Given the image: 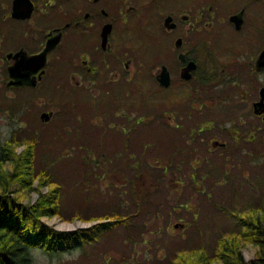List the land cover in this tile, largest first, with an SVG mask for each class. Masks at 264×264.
<instances>
[{"label":"flooded vegetation","instance_id":"af4514ba","mask_svg":"<svg viewBox=\"0 0 264 264\" xmlns=\"http://www.w3.org/2000/svg\"><path fill=\"white\" fill-rule=\"evenodd\" d=\"M193 3L0 0L5 96H19L26 111L31 99L50 95L52 109L40 113L47 122L58 112L56 95H70L61 112L70 123H84L86 147L118 144L120 174L136 176L137 143L154 142V130L171 148L168 166L183 160L176 135L216 158L247 157L252 143L264 144V14L250 17L244 2L227 16L226 28L214 3ZM241 11L236 28L230 16ZM242 30L241 42L230 39Z\"/></svg>","mask_w":264,"mask_h":264},{"label":"rangeland","instance_id":"374dc122","mask_svg":"<svg viewBox=\"0 0 264 264\" xmlns=\"http://www.w3.org/2000/svg\"><path fill=\"white\" fill-rule=\"evenodd\" d=\"M202 1L206 6L214 3L215 15L226 18L218 21L219 25L226 28L227 16L244 2L250 17L261 18L264 14V5L259 6L255 0ZM194 6L195 3L189 5L188 11ZM243 32L229 37L241 42ZM219 33L220 37L226 35ZM12 98L5 96L0 81V145L14 136L19 142L16 151L21 153L25 141L34 143V172L37 175L44 172L51 182L47 187L54 183L61 191L60 214L44 218L48 225L59 231H72L100 222L103 219L100 216L131 215L127 225H117L83 249L53 255L40 249L31 250V264H172L179 253H188L193 248L204 247L213 253L221 235L237 230L236 213L264 205V144L252 143L249 156L226 160L201 153L202 147L197 143L176 135L180 140L175 145L180 149L177 158L183 160L174 159L168 166L171 148L164 133L154 130L152 140L159 148L141 155L139 149L135 152L139 176L134 181L137 189L132 190L130 180H134L135 173L133 176L118 173L116 157L109 155L114 151L117 154L118 144L105 142L102 150L86 147L84 123H70L69 115L61 112L69 104L70 95H56L53 101L58 102V112L47 122L40 119V113L52 109L50 95L31 99L26 111L21 110L19 96ZM144 113L147 112L139 111V116ZM190 126H195L193 121ZM196 148L199 155L194 152ZM100 156L102 159L96 166L93 160ZM189 162L196 168L192 169ZM8 163L11 164L5 163L4 169L9 171ZM37 183L36 179L34 187ZM47 187L42 191L46 192ZM37 196L33 191L27 199L34 201ZM77 216L97 220H80ZM242 252L244 259L249 260L253 249L244 246Z\"/></svg>","mask_w":264,"mask_h":264},{"label":"trees","instance_id":"16d2710c","mask_svg":"<svg viewBox=\"0 0 264 264\" xmlns=\"http://www.w3.org/2000/svg\"><path fill=\"white\" fill-rule=\"evenodd\" d=\"M255 2H259V6L264 5V0ZM25 142L21 153L16 151L19 142L14 136L5 139L0 145V264H31V250L34 249H40L48 255L75 248L83 249L85 245L117 225H127L130 222L131 215L113 213L100 216L103 219L89 227L72 231H59L48 225L44 218L60 214V187L54 183L47 187L51 183L47 175L42 171L38 172L40 175L34 172V143ZM102 145L100 143L99 147L103 149ZM152 145L153 147L149 148ZM137 147L140 155L153 148H159L156 143L142 139H139ZM109 155L111 158L117 156L115 151ZM7 162L11 163H8L11 166L9 171L4 169ZM93 162L98 166V160ZM36 179L38 183L37 187H34ZM135 179L130 180L133 182L132 190L137 189L134 185ZM45 186L48 189L43 192L42 188ZM33 191L37 193V199L29 201L28 195ZM77 218L97 220L95 217ZM234 218L237 230L221 235L213 253H208L204 247L193 248L188 253H179L172 264H264V205L236 213ZM244 246L253 249L249 260L244 259Z\"/></svg>","mask_w":264,"mask_h":264},{"label":"water","instance_id":"95a60500","mask_svg":"<svg viewBox=\"0 0 264 264\" xmlns=\"http://www.w3.org/2000/svg\"><path fill=\"white\" fill-rule=\"evenodd\" d=\"M241 15H242V11L240 12V13H238V14H234V15H232V16H230V20L232 21V22H234V24L236 25V28H240V25H241V23H242V19H241ZM171 20V18L170 17H168L167 19H166V23L167 22H169ZM48 48V47H47ZM38 56H33V57H30V58H27V62H33L36 58H37ZM43 115H46V114H43Z\"/></svg>","mask_w":264,"mask_h":264}]
</instances>
